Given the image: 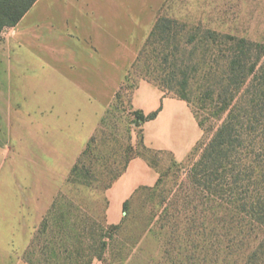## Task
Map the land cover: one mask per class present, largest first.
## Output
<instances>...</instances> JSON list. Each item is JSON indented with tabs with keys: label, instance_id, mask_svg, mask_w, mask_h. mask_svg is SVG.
Returning <instances> with one entry per match:
<instances>
[{
	"label": "rangeland",
	"instance_id": "1",
	"mask_svg": "<svg viewBox=\"0 0 264 264\" xmlns=\"http://www.w3.org/2000/svg\"><path fill=\"white\" fill-rule=\"evenodd\" d=\"M83 2L88 16L100 20L98 9L105 1ZM120 2L123 9L116 25L97 27L89 21V26L70 29L75 50L86 49L103 57L100 65L104 58L107 63L105 74L89 76L91 96L97 95L95 88L105 87L101 94L105 110L78 155L71 156L46 135L51 127L63 124L55 119L64 117L66 106L45 111L34 106L33 87L56 89L57 82L35 77L21 60L20 98L13 121L3 123L6 115L0 113V264L38 261L45 256L52 264H264V0ZM108 4L119 3L109 0ZM161 17L175 21L170 27L182 38L180 50L185 53L181 58L193 79L186 91L188 100L176 95L182 92L180 76L169 82L173 89L164 92L150 82L161 96L147 92L140 98L162 109L155 119L137 123L135 111L140 109L131 105V95L151 77L152 48L156 47L142 51ZM164 25L156 41L165 32ZM7 32L6 28L0 33V40ZM106 34L112 35V42H107ZM44 36L33 48L50 54L57 43L49 33ZM65 57L64 62L73 66L82 61L81 55H70L68 61ZM191 58L198 63L196 72L191 71ZM234 60H238L235 65ZM162 68L166 74L171 71L169 63H162ZM203 74L210 76L208 82L200 79ZM68 77L81 84V75ZM203 85L214 94L225 86L234 91L230 109H236L241 136L237 149L230 151L225 178L220 180L214 176L202 180L200 172L195 176L191 171L228 113L217 121L207 119L206 90L198 94L196 89ZM200 93L203 99H198ZM222 99L216 97L217 104ZM56 109L58 117L51 116ZM96 109L90 107V117ZM85 117L86 112L73 115V125L81 127ZM199 120H204L202 128ZM84 150L85 156L81 155ZM135 155L146 158L156 180L125 194L132 182L152 175L143 174L134 164L133 173L114 185ZM75 165L76 173L72 171ZM160 174L159 191L144 188L153 187ZM136 189L140 191L133 197ZM128 198L123 223L122 205ZM160 201L164 203L158 216L149 231H144ZM233 216L251 219L255 225L233 227L228 224ZM190 218L197 220L192 227L187 223ZM219 218L228 225L217 226Z\"/></svg>",
	"mask_w": 264,
	"mask_h": 264
},
{
	"label": "crops",
	"instance_id": "2",
	"mask_svg": "<svg viewBox=\"0 0 264 264\" xmlns=\"http://www.w3.org/2000/svg\"><path fill=\"white\" fill-rule=\"evenodd\" d=\"M62 1L64 0H53V2H50V0H37L15 26L7 28L8 32L0 40V113L2 116L6 115L2 117L1 121L3 123L13 121L14 107L18 106L20 98L17 93V75L21 74L20 71L23 70L20 68L23 59L35 77L39 79L51 77L50 79L57 82L56 89L53 86L41 88L40 85H36L33 87V97L36 100L34 106L37 111L46 108H57L59 105L66 106L65 115L62 119H58L57 109L55 111L51 110L50 115L58 117L55 121L63 124L59 127H51L46 135L61 145L71 156H76L81 152L85 140H87L105 110V98L104 95H101L104 94L105 87L95 88L97 95L91 96L89 76L91 74L94 76L105 74V64L107 63L104 58L100 65V59L103 57L91 55L86 49L83 52L75 50V40L70 29L89 26V21L91 23L96 22L97 25L95 26L97 27L100 25L103 27L116 25V22L120 21L123 4L118 0L119 4H113V7L108 4L109 0H104L105 4L103 3L98 9L101 15L100 20H98L88 16L85 2L82 3L84 0L80 3L75 0H65L67 4ZM124 7L127 6L124 5ZM133 10H135L134 7ZM105 12L107 14H104ZM47 33L57 45L50 48V54L38 53L33 45L35 47L37 43L42 42L45 37L44 34ZM108 35H105L108 39H106L107 42H112V35L109 37ZM112 53L114 59H116V54ZM70 55L73 57L81 55L79 58L82 61L77 63V66L64 62L63 57L68 61ZM91 63L92 65H90ZM112 64L115 65V62ZM68 74L81 75V84L74 83L68 77ZM62 92L65 94H62ZM147 92L157 93L158 98L161 96L159 89L149 81H143L132 92L131 105L145 112L155 109L156 105L150 107L148 103L140 98L141 94ZM98 95L99 97H97ZM60 100H65V104ZM90 107L97 108L91 117L89 115ZM83 112H86V117L81 118V127L73 125L75 119L73 120L72 116L79 113L83 114ZM40 115V112H38L37 116L41 117ZM134 164L143 174L151 173L152 175L147 179L143 177L135 183L132 182L125 189V194L131 192L138 185H150L156 180L155 172L147 162L143 158L135 157L129 160L125 170L114 185L118 182H124L129 177ZM53 201L54 196L49 203ZM52 257L55 258L54 255ZM48 258L49 256H45L44 259H38V261L18 259L14 264H42L41 260L45 264H52Z\"/></svg>",
	"mask_w": 264,
	"mask_h": 264
},
{
	"label": "trees",
	"instance_id": "3",
	"mask_svg": "<svg viewBox=\"0 0 264 264\" xmlns=\"http://www.w3.org/2000/svg\"><path fill=\"white\" fill-rule=\"evenodd\" d=\"M36 1L37 0H0V33L6 28L15 26ZM172 23H175V21L166 17H161L157 19L145 43V47L143 48L142 52H144V50L148 49L151 46L156 47V48H152L153 65H152V69L149 72L151 73L150 74L151 77H149L147 81L155 83L159 88H161L162 92H164L165 89L172 90L173 88L169 85V82H171L174 77L180 76L178 81L181 86L182 92H177L176 95L179 96L181 99L188 100L186 91L188 90L187 87H189V83L193 78L189 77V69H186L184 66L185 62H183L181 55L185 52L183 51L182 53L180 50V43H181L180 40L182 38H180V34L177 31L172 30V28L170 27ZM163 25L166 26V30L163 29V31L165 32L161 35L162 37L156 41L155 36L158 34V32H160V29L162 28ZM192 60L193 59L191 58V60L189 61L191 64H193L194 67L191 71L196 72L198 63L196 64ZM162 63H169L171 67V71L168 74H166L165 69L162 68ZM236 63H238V60H234L232 64L235 65ZM202 77L205 82H208V77L210 76L208 74H203V76H201L200 79H202ZM242 77L244 76L242 75ZM232 78L238 79L235 76ZM196 89L198 90V94L202 89L206 90L205 95L206 94L207 95L204 98L207 99L208 107H209V112H208L209 116L207 119L212 117L217 121L220 118L221 114L227 111L228 113L226 114L225 119L220 123V125L214 131L209 143L206 144V146L202 150V153L200 155L197 164L195 165V167H193L191 171L195 173L194 174L195 176L198 174V172H200L202 177L200 179L202 180H208L212 176H214L215 179L218 178L220 180L225 178L224 174L225 172H227L226 168L228 167V165H230V159H231L230 155L232 154L230 151L237 149L236 142L237 141L238 143L240 142V136H241V133L238 132V126H239V122L237 120L238 118L237 115L235 116L236 109L234 107L230 109V105H232V101L234 99V95H233L234 91L231 90V88H229L228 86H225L218 94H214V92L209 90L210 89L209 86H205V85L198 86ZM201 93L200 95H197L198 99L201 98ZM216 97L223 98L220 101V104H217ZM161 109L162 106L160 105L157 109L147 114H145L142 110H136L135 117L137 123H145L147 121L155 119ZM197 123L198 126L202 128L204 124V120L203 121L199 120ZM144 145L145 144L143 142V146ZM81 155L85 156L86 150H84ZM134 157H136V155L131 157L130 159ZM141 157L146 159L144 156ZM72 171L76 173L77 171L76 165L74 166ZM162 177L163 174H160L158 180L153 185V187H144V188L150 191L152 190L154 192L159 191ZM197 181L200 180L198 179ZM138 191L140 190L136 189L133 192V197L138 193ZM163 203L164 202L158 203L157 209L153 212V214L149 216V218H147L146 223L144 224V231H149V226L151 225L156 215L158 216L157 213L158 208L162 207ZM128 205H129V198L122 205L123 223L126 221V218L128 216V210H129ZM243 219H247V218L233 216L232 218L231 217L229 218L228 224H230L233 227L238 226V224L248 225V223L255 225V222H253V220L251 219L243 220ZM244 221H246L245 224ZM122 222L120 223V225L123 224ZM187 223L192 227L193 225H195V223H197V220L190 218L189 220H187ZM225 224L227 223L224 218L218 219L217 226L219 225L224 226ZM201 225H203V222ZM115 227L116 226H112L111 228H115ZM218 258L219 257H217V259ZM217 259L215 261H217Z\"/></svg>",
	"mask_w": 264,
	"mask_h": 264
}]
</instances>
